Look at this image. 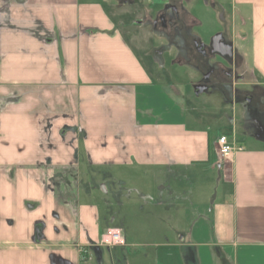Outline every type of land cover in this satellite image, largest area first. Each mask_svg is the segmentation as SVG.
I'll return each instance as SVG.
<instances>
[{
	"label": "crops",
	"instance_id": "obj_1",
	"mask_svg": "<svg viewBox=\"0 0 264 264\" xmlns=\"http://www.w3.org/2000/svg\"><path fill=\"white\" fill-rule=\"evenodd\" d=\"M119 1L0 0V264H264V0H232L239 67L214 83L240 114L222 135L243 148L230 159L177 106L155 107L153 55L109 15ZM183 171L216 185L187 194ZM146 179L152 242L126 217L115 226L107 199L123 207V189L152 208ZM110 229L123 244L102 246Z\"/></svg>",
	"mask_w": 264,
	"mask_h": 264
},
{
	"label": "rangeland",
	"instance_id": "obj_2",
	"mask_svg": "<svg viewBox=\"0 0 264 264\" xmlns=\"http://www.w3.org/2000/svg\"><path fill=\"white\" fill-rule=\"evenodd\" d=\"M97 1L106 3L109 6L110 4H116V0ZM214 1L219 7L217 6L214 8L212 0H193L188 6V11L193 18L191 19V21H193L192 32L207 45L215 34L222 32L227 27L231 29L230 32L232 33L233 21L231 20V13L234 12L232 0ZM134 2L135 5L133 9H131V6H127L119 10V13H115L113 8L110 7L109 15L112 19H118L122 21L121 23H126L134 18L140 19L139 17H142L143 11L145 9H150L153 11V13H151V19H154L157 16V6L164 5L169 2V0H135ZM127 12L133 13V17L127 19L124 15ZM133 24L125 26V31L127 33L126 38L130 39L138 50H142L143 48L144 51L151 52V55H153V58L143 57L142 60L146 64L145 68L148 69L146 70L154 74L151 80L159 85V90L157 88L155 91L158 92L157 94L155 93L154 97L155 104H158L155 107H161L167 110L168 107L173 109L174 106H177V112L181 111L185 114L186 121L193 130L208 131L211 133L213 140H218L223 134L232 135L236 133L234 122L238 120L240 115L237 107H234L230 103L226 106H222L223 103H220L217 98V96H219L217 95V85L214 87V82L210 83V79H208L209 74L203 73L204 71L200 68L201 62L199 58L188 55L183 49V43L187 41L184 31H182L184 35L181 37L170 38L166 35L167 33L153 32L150 28L144 29L139 27V32H137V26ZM159 31L164 30L159 29ZM133 33L138 35V39L135 38V34ZM155 51L157 52L155 53ZM155 59L157 61H155ZM202 83L206 84L207 90L203 94L197 95L196 87ZM177 91H179V94H177ZM143 103L144 105L148 104L146 100L145 102L143 101ZM182 170H185V168ZM178 174V184L176 186L187 194L190 193L191 188L193 189L195 184L202 186V182L206 181L205 178L209 179V192H212L216 185V179H212L214 178V174L209 177L200 174V177H197L195 180L191 179V176L185 171ZM100 176L103 177L102 174ZM198 181H201V183H198ZM128 182L130 183L129 186H131V182ZM163 182L168 181L166 179H161L160 183ZM150 183H152V181L146 179L145 188L143 187V190L139 192H144V194L152 198L151 200H145L150 201L148 204L152 208L143 209L141 212L138 210L139 207L137 204L131 203V200H129L130 195L127 194L126 190H120L122 193L121 201H123L124 204L123 207L119 205L120 201L118 202L113 196L107 198L112 201L113 204V212L110 214L109 219H116L115 226H117L121 223V219L123 220L126 217L128 231H132L134 234H136L138 230L149 233L147 235L145 234L146 237L141 238L143 242H152V239L148 238L150 237L149 235L158 232L161 227L160 222L153 218V214L157 210V207L153 206L155 205L154 198H157L155 197L156 190L151 188L152 185ZM101 191L105 193L103 189H101ZM129 192L133 194V197L135 195L134 201H138L139 204L143 202L140 197L136 196L137 193H135L133 189H130ZM103 193L101 194L104 195ZM185 199H187V203H183V207L188 204V198ZM187 209H189V207H187L186 210ZM183 210H185V208H183ZM189 210L192 219L194 213L191 208ZM127 216L131 218H127ZM137 251L146 254L144 258L148 262V256L153 254L154 249L151 247H141L137 249Z\"/></svg>",
	"mask_w": 264,
	"mask_h": 264
},
{
	"label": "flooded vegetation",
	"instance_id": "obj_3",
	"mask_svg": "<svg viewBox=\"0 0 264 264\" xmlns=\"http://www.w3.org/2000/svg\"><path fill=\"white\" fill-rule=\"evenodd\" d=\"M120 1L122 3V9L127 6H131V9H133L135 5V0ZM192 1L193 0H169V2L164 5L157 6V16L154 19H151V13H153V11L145 9L142 13V17H139L140 19L134 18L130 22H126L125 26L134 23L133 25L137 26V32H139V27L144 29L150 28L153 32H165L170 38L181 37L184 35L182 31H184L187 41L183 40V49L188 55L199 58L201 62L200 68L204 71L203 73L209 74L208 79H210V83L226 84L227 78H231L233 73H237L239 67L238 55L234 49L232 33L230 32L231 29L227 27L222 32L215 34L208 45L203 43L202 40L192 32L193 21H191V19L193 18L188 11V6ZM212 1L213 7L216 8L218 5L214 0ZM124 15L127 19L133 17V13L129 12ZM159 29H163L164 31H159ZM156 52L157 51H155V53ZM205 85L206 84L202 83L199 86Z\"/></svg>",
	"mask_w": 264,
	"mask_h": 264
},
{
	"label": "built area",
	"instance_id": "obj_4",
	"mask_svg": "<svg viewBox=\"0 0 264 264\" xmlns=\"http://www.w3.org/2000/svg\"><path fill=\"white\" fill-rule=\"evenodd\" d=\"M219 152L222 158L230 159L236 150H242L234 141H230L227 136H222L218 140ZM102 245H119L123 244V239L118 229H110L102 238Z\"/></svg>",
	"mask_w": 264,
	"mask_h": 264
},
{
	"label": "water",
	"instance_id": "obj_5",
	"mask_svg": "<svg viewBox=\"0 0 264 264\" xmlns=\"http://www.w3.org/2000/svg\"><path fill=\"white\" fill-rule=\"evenodd\" d=\"M207 90V86H198L196 87V94L201 95Z\"/></svg>",
	"mask_w": 264,
	"mask_h": 264
}]
</instances>
